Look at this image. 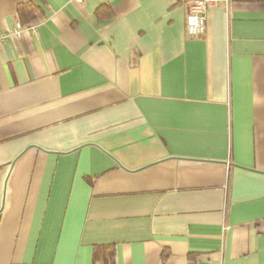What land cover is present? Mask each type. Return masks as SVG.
<instances>
[{"label":"crops","instance_id":"0c3cea01","mask_svg":"<svg viewBox=\"0 0 264 264\" xmlns=\"http://www.w3.org/2000/svg\"><path fill=\"white\" fill-rule=\"evenodd\" d=\"M193 1L0 0V264H264V0Z\"/></svg>","mask_w":264,"mask_h":264},{"label":"built area","instance_id":"2783aa9c","mask_svg":"<svg viewBox=\"0 0 264 264\" xmlns=\"http://www.w3.org/2000/svg\"><path fill=\"white\" fill-rule=\"evenodd\" d=\"M228 0H194L187 7V20L186 30L189 37L201 38L205 33V24L207 19V11L222 2ZM27 30L34 29L33 26H27ZM22 29L21 22H17L15 26V32L18 33ZM8 34H2L0 36V47L2 43L7 39Z\"/></svg>","mask_w":264,"mask_h":264},{"label":"trees","instance_id":"16d2710c","mask_svg":"<svg viewBox=\"0 0 264 264\" xmlns=\"http://www.w3.org/2000/svg\"><path fill=\"white\" fill-rule=\"evenodd\" d=\"M39 8L34 3H27L19 8V13L23 21H33L38 15ZM116 246L115 244L103 245L100 248L95 246L94 263L103 261L105 264H115Z\"/></svg>","mask_w":264,"mask_h":264}]
</instances>
